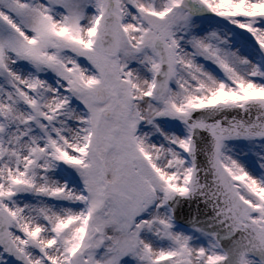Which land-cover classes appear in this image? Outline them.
<instances>
[{
    "label": "snow or ice",
    "instance_id": "snow-or-ice-1",
    "mask_svg": "<svg viewBox=\"0 0 264 264\" xmlns=\"http://www.w3.org/2000/svg\"><path fill=\"white\" fill-rule=\"evenodd\" d=\"M0 264H264V0H0Z\"/></svg>",
    "mask_w": 264,
    "mask_h": 264
}]
</instances>
